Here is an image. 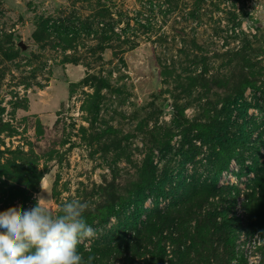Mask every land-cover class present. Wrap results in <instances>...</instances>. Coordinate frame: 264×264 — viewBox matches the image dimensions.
I'll return each instance as SVG.
<instances>
[{
	"label": "rangeland",
	"instance_id": "rangeland-1",
	"mask_svg": "<svg viewBox=\"0 0 264 264\" xmlns=\"http://www.w3.org/2000/svg\"><path fill=\"white\" fill-rule=\"evenodd\" d=\"M38 196L92 264H264V0H0V211Z\"/></svg>",
	"mask_w": 264,
	"mask_h": 264
},
{
	"label": "clouds",
	"instance_id": "clouds-1",
	"mask_svg": "<svg viewBox=\"0 0 264 264\" xmlns=\"http://www.w3.org/2000/svg\"><path fill=\"white\" fill-rule=\"evenodd\" d=\"M46 199L36 198L30 209L12 206L0 211V264H92L78 246L96 235L84 213L88 205L77 199L63 202L54 215ZM264 246V232L252 237Z\"/></svg>",
	"mask_w": 264,
	"mask_h": 264
},
{
	"label": "trees",
	"instance_id": "trees-1",
	"mask_svg": "<svg viewBox=\"0 0 264 264\" xmlns=\"http://www.w3.org/2000/svg\"><path fill=\"white\" fill-rule=\"evenodd\" d=\"M228 139H229V138H227V139H226L225 141H223V142H225V144H227V143H228Z\"/></svg>",
	"mask_w": 264,
	"mask_h": 264
}]
</instances>
